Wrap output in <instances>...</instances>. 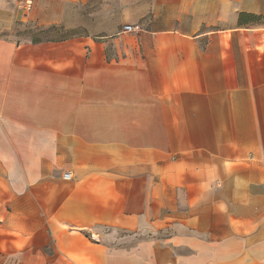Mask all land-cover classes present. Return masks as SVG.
<instances>
[{
	"label": "crops",
	"instance_id": "0c3cea01",
	"mask_svg": "<svg viewBox=\"0 0 264 264\" xmlns=\"http://www.w3.org/2000/svg\"><path fill=\"white\" fill-rule=\"evenodd\" d=\"M0 264H264V0H0Z\"/></svg>",
	"mask_w": 264,
	"mask_h": 264
},
{
	"label": "built area",
	"instance_id": "2783aa9c",
	"mask_svg": "<svg viewBox=\"0 0 264 264\" xmlns=\"http://www.w3.org/2000/svg\"><path fill=\"white\" fill-rule=\"evenodd\" d=\"M135 30H136V29L132 28L131 26H125V27H124V31H126V32H133V31H135ZM64 178H65L66 180H70L71 175H70L69 173H66V174L64 175Z\"/></svg>",
	"mask_w": 264,
	"mask_h": 264
},
{
	"label": "rangeland",
	"instance_id": "374dc122",
	"mask_svg": "<svg viewBox=\"0 0 264 264\" xmlns=\"http://www.w3.org/2000/svg\"><path fill=\"white\" fill-rule=\"evenodd\" d=\"M53 31L52 35H64L63 32L57 31L56 29L51 30ZM66 34V33H65Z\"/></svg>",
	"mask_w": 264,
	"mask_h": 264
}]
</instances>
